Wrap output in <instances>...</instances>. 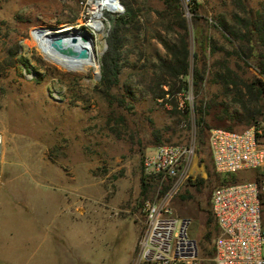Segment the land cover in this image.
Wrapping results in <instances>:
<instances>
[{"label":"rangeland","instance_id":"1","mask_svg":"<svg viewBox=\"0 0 264 264\" xmlns=\"http://www.w3.org/2000/svg\"><path fill=\"white\" fill-rule=\"evenodd\" d=\"M195 1L193 10L192 0H179L189 49L188 87L160 98L138 86V65L152 53L166 54L157 33L176 38L185 31L177 23L167 27L173 13L163 0H139L145 25L123 45L121 88H110L109 94L100 84V59L108 46L111 17L124 9L102 11L105 34L94 35L98 67L72 71L45 58L32 31L79 25L89 17L92 0H0V130L5 137L0 203L8 208L0 214V227L14 224L9 264H122L129 255V264H147L137 262L144 206L163 198L186 225L197 264H214L209 201L214 186L226 178L214 169L209 131L241 130L262 116L252 123L236 121L232 114L243 110L238 95L227 92L210 69L223 62L238 82L249 81L259 76L264 50L254 31L249 40L236 41L250 52L237 57L219 20L237 25L246 20L250 27L264 19V0ZM196 65L201 78L194 83ZM242 84L238 88L243 93ZM195 106L203 118V143ZM165 142L193 145L191 172L175 186L173 179L142 164L145 153ZM257 175V170H244L227 181Z\"/></svg>","mask_w":264,"mask_h":264},{"label":"built area","instance_id":"2","mask_svg":"<svg viewBox=\"0 0 264 264\" xmlns=\"http://www.w3.org/2000/svg\"><path fill=\"white\" fill-rule=\"evenodd\" d=\"M257 70L264 90V50ZM208 143L214 168L221 175L258 171L256 177L226 180L212 189L210 204L217 225L213 240L214 264H264V115L260 122L241 130L211 128ZM4 144L5 137L0 130V162ZM193 154L192 144L165 142L145 153L142 164L152 173L173 179L175 186L189 176ZM144 215L138 263H198L186 225L174 214L167 198L146 201Z\"/></svg>","mask_w":264,"mask_h":264},{"label":"trees","instance_id":"3","mask_svg":"<svg viewBox=\"0 0 264 264\" xmlns=\"http://www.w3.org/2000/svg\"><path fill=\"white\" fill-rule=\"evenodd\" d=\"M163 1L166 3L167 12L169 14L173 13L171 18L168 20L169 23H167V27H171V22L177 23L178 26L185 31L180 32L179 36L176 38L162 36L161 34L157 33L156 36L162 41L163 45L167 49L166 54L153 55L152 53L146 58V61H143L140 65H138V86L140 87L141 85H144V89L150 91L154 97L160 98H164L165 94L173 95L176 90H185L188 87L184 76L187 74L189 67V49L186 39V22L181 16L179 0ZM120 2L124 7V11L111 17L112 21L111 29L108 35V46L100 59V84L106 94H109L110 88H121L120 73L122 64H125V60L122 59L121 61L122 47L132 38V36L138 37V33H140L143 24L145 25V22L143 23L139 17V11L141 7L139 0H120ZM197 5L198 3L195 0H192L193 10L197 9ZM174 15L179 17L178 20H174ZM247 23L248 21L243 20V22L239 23V25H237V21H234L232 24H226L222 19L219 20V24L223 27V29H225V32L227 33L226 37L232 44L236 56L241 59H244V56L248 55L250 52H245L243 45L236 43L238 39L249 40L251 38V33L257 31V37L264 43V19L255 20L251 24L249 23L250 27L247 25ZM242 26L246 27L245 30H242ZM198 52L199 51L195 53L196 61H199ZM210 71L213 74L214 79L221 81L224 84L227 92L230 91L233 94L238 95V97H235V99L240 102L243 110L242 112L236 111L234 114H232V117L236 121L252 123L260 115L263 117L264 90L260 75H255L251 77L249 81H243L242 84L241 82H238L236 79H234L232 70L226 63L216 62L212 64ZM193 76L194 83H197L201 78L200 70L197 65L194 66ZM124 84L126 85V89L129 90L131 84L128 83V80H126ZM239 84L245 86L243 93L241 92V89L238 88ZM165 85L167 88H165ZM195 112L198 115V118H196V125L199 128V141L200 143H203L204 128L200 108L195 106ZM235 174L236 173L222 176L228 180L229 177L234 176ZM143 175L142 181L145 183V178L148 175L145 173ZM202 183L203 181H200L197 182L196 185L199 187ZM209 220L213 223V229L215 231L214 235H216L217 225L211 209V204L208 211V221ZM213 253L214 248L212 255Z\"/></svg>","mask_w":264,"mask_h":264},{"label":"bare ground","instance_id":"4","mask_svg":"<svg viewBox=\"0 0 264 264\" xmlns=\"http://www.w3.org/2000/svg\"><path fill=\"white\" fill-rule=\"evenodd\" d=\"M123 9L120 0H92L89 17L81 19L79 25L36 27L32 31V40L45 58L65 69L84 71L90 66L96 67V54L99 50L97 49V38L94 35L103 34L105 31L102 11L119 12ZM83 34L86 35V39L82 38ZM53 38L57 39L59 47H54L51 44ZM81 47H86L87 56L77 57L68 53L69 48L78 49Z\"/></svg>","mask_w":264,"mask_h":264},{"label":"crops","instance_id":"5","mask_svg":"<svg viewBox=\"0 0 264 264\" xmlns=\"http://www.w3.org/2000/svg\"><path fill=\"white\" fill-rule=\"evenodd\" d=\"M0 205V214L8 211V208L5 206L4 202H1ZM0 230L2 232L0 236V262H2L3 264H9L10 258L15 251L14 224H4L2 227H0ZM130 260L131 258L129 255L128 257H126V260H124L122 264H129ZM66 264L75 263L66 262Z\"/></svg>","mask_w":264,"mask_h":264},{"label":"water","instance_id":"6","mask_svg":"<svg viewBox=\"0 0 264 264\" xmlns=\"http://www.w3.org/2000/svg\"><path fill=\"white\" fill-rule=\"evenodd\" d=\"M82 38H83V39H86V35L83 34V35H82ZM51 44H52L54 47H59V44H58L56 38L51 39ZM68 53H69L70 55L77 56V57H85V56L88 55V51H87L86 47H81V48H78V49H75V48H69V49H68Z\"/></svg>","mask_w":264,"mask_h":264}]
</instances>
